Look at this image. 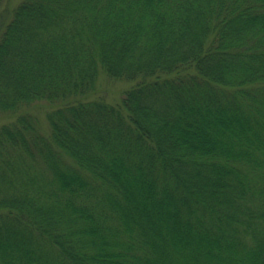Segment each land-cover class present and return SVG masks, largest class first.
Listing matches in <instances>:
<instances>
[{"label": "trees", "instance_id": "1", "mask_svg": "<svg viewBox=\"0 0 264 264\" xmlns=\"http://www.w3.org/2000/svg\"><path fill=\"white\" fill-rule=\"evenodd\" d=\"M5 2L0 264H264V0Z\"/></svg>", "mask_w": 264, "mask_h": 264}, {"label": "rangeland", "instance_id": "2", "mask_svg": "<svg viewBox=\"0 0 264 264\" xmlns=\"http://www.w3.org/2000/svg\"><path fill=\"white\" fill-rule=\"evenodd\" d=\"M18 0H12L11 6H13ZM7 2H5L4 6L1 8L0 11L5 10V18L4 21H8L11 17L8 9L6 10ZM1 22V20H0ZM131 85V82L128 80H113L103 77L100 81V89L97 91L96 95H102L110 101H118L121 99L124 90ZM43 104L38 106L34 112L38 115L40 119V124L44 130H49V123L46 118V112L48 107L47 102H42ZM12 115L1 113L0 112V124L4 122H8L9 120L14 119Z\"/></svg>", "mask_w": 264, "mask_h": 264}]
</instances>
